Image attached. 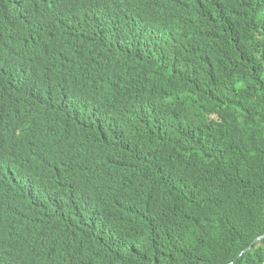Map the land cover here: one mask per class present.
Instances as JSON below:
<instances>
[{"label":"trees","instance_id":"1","mask_svg":"<svg viewBox=\"0 0 264 264\" xmlns=\"http://www.w3.org/2000/svg\"><path fill=\"white\" fill-rule=\"evenodd\" d=\"M133 1L0 0V85L17 73L49 93L116 48L111 67L159 105L160 121L134 134L113 126L119 174L141 198L110 208L99 235L112 243L91 264H264V0ZM80 212L57 230L92 219ZM18 255L57 260L0 235V264Z\"/></svg>","mask_w":264,"mask_h":264},{"label":"clouds","instance_id":"2","mask_svg":"<svg viewBox=\"0 0 264 264\" xmlns=\"http://www.w3.org/2000/svg\"><path fill=\"white\" fill-rule=\"evenodd\" d=\"M150 1L171 4V0L133 2ZM34 24L36 29L40 25ZM117 51H103L90 61L91 68L62 83L51 82L49 93L34 92L17 73L2 74L0 235L14 240L20 249L45 250L57 258L56 264H74L66 251L79 258V264L99 261L112 243L99 235L110 208L140 202L139 193L130 190L131 180L119 174L117 165L124 155L113 126L130 123L134 134L142 120L158 123L161 116L153 95L138 89L135 76L123 64L111 67ZM24 71L22 66L19 72ZM42 125L43 135L35 136ZM79 211L92 219L80 223L76 218L69 234L57 230L69 213L72 217ZM23 219L39 233L33 234ZM6 261L36 264L26 255L9 256Z\"/></svg>","mask_w":264,"mask_h":264},{"label":"water","instance_id":"3","mask_svg":"<svg viewBox=\"0 0 264 264\" xmlns=\"http://www.w3.org/2000/svg\"><path fill=\"white\" fill-rule=\"evenodd\" d=\"M261 238V236L260 237H258V238H256L254 241H257V240H259Z\"/></svg>","mask_w":264,"mask_h":264}]
</instances>
